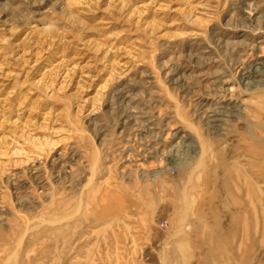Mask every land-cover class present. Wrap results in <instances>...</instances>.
<instances>
[{
	"label": "rangeland",
	"instance_id": "obj_1",
	"mask_svg": "<svg viewBox=\"0 0 264 264\" xmlns=\"http://www.w3.org/2000/svg\"><path fill=\"white\" fill-rule=\"evenodd\" d=\"M0 264H264V0H0Z\"/></svg>",
	"mask_w": 264,
	"mask_h": 264
},
{
	"label": "bare ground",
	"instance_id": "obj_2",
	"mask_svg": "<svg viewBox=\"0 0 264 264\" xmlns=\"http://www.w3.org/2000/svg\"><path fill=\"white\" fill-rule=\"evenodd\" d=\"M259 63V62H258ZM257 66V65H256ZM260 66V65H259ZM259 68V67H258ZM257 68V69H258ZM260 69V68H259ZM258 71V70H257ZM262 72V71H261ZM260 73V72H259ZM221 74H224V72H222ZM248 74H249V72H248ZM251 74V73H250ZM255 74V73H254ZM261 75V74H260ZM216 77V79H221V78H223L224 77V75H217V76H215ZM226 77V76H225ZM244 83H245V81H244ZM254 85V84H253ZM251 87V86H250ZM225 100H227V101H230L231 100V97H229V98H227V99H225ZM213 116V115H212ZM162 152L164 153H166L167 154V156H170V157H172V158H174V157H178V156H180V154H181V152H182V147L180 146V145H178V144H175V145H173V146H171V147H169L167 150H162Z\"/></svg>",
	"mask_w": 264,
	"mask_h": 264
}]
</instances>
